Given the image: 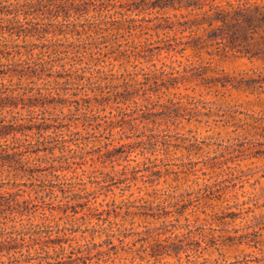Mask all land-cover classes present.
Wrapping results in <instances>:
<instances>
[{"label":"rangeland","instance_id":"374dc122","mask_svg":"<svg viewBox=\"0 0 264 264\" xmlns=\"http://www.w3.org/2000/svg\"><path fill=\"white\" fill-rule=\"evenodd\" d=\"M52 1L0 14L37 103L0 112V264H264L263 64L166 48L153 0Z\"/></svg>","mask_w":264,"mask_h":264},{"label":"trees","instance_id":"16d2710c","mask_svg":"<svg viewBox=\"0 0 264 264\" xmlns=\"http://www.w3.org/2000/svg\"><path fill=\"white\" fill-rule=\"evenodd\" d=\"M45 1L25 0L21 3L20 0L16 2L0 0V14L19 15L21 9L46 3ZM82 3H88V1L54 0L46 6L54 5V7L69 10L81 6ZM12 6L16 9L9 8ZM151 6L174 11L172 15L163 16L165 24L162 28L174 32L166 48L180 52L191 50L200 57L203 52L220 58L233 55L264 66V0H153ZM140 8L141 4H136L134 9ZM255 72L258 73V78L264 81V70H255ZM38 95L39 97L47 96L42 91ZM32 98V96L26 98L25 93L15 94L13 91L0 89V112L6 107L11 109L18 107L20 100H24L23 107L36 106L37 103L33 101L25 103ZM17 121L18 119H0V144H11L9 142L11 134L14 138L12 141L16 142V134L24 125L17 124ZM44 128L48 129L49 126ZM45 143L44 140L38 139L34 144ZM1 186L3 185H0V188ZM5 196L0 189V209H5L6 204L3 199ZM13 201L15 199L7 201V205L13 207ZM14 203L18 205L20 202L16 199ZM17 241L18 237L12 236L3 238L0 243L11 244L10 249H12L17 247Z\"/></svg>","mask_w":264,"mask_h":264}]
</instances>
